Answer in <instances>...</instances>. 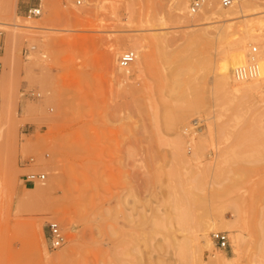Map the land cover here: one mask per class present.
I'll return each mask as SVG.
<instances>
[{
  "label": "rangeland",
  "instance_id": "rangeland-1",
  "mask_svg": "<svg viewBox=\"0 0 264 264\" xmlns=\"http://www.w3.org/2000/svg\"><path fill=\"white\" fill-rule=\"evenodd\" d=\"M23 1L0 0V264H264V78L237 93L221 68L251 30L243 63L264 55V0L201 25L174 0H45L32 18Z\"/></svg>",
  "mask_w": 264,
  "mask_h": 264
},
{
  "label": "bare ground",
  "instance_id": "bare-ground-1",
  "mask_svg": "<svg viewBox=\"0 0 264 264\" xmlns=\"http://www.w3.org/2000/svg\"><path fill=\"white\" fill-rule=\"evenodd\" d=\"M238 0H236L234 2L233 5L231 6H227V7H223L222 4H221V0H220V4L221 6H219L218 4V1L217 0H207L204 7L198 12V13H191L190 11V6H188V0H174L172 2V7L168 9V13L170 14V17L175 20V21H178V22H189L191 21L188 16H187V12L190 13V16H194L193 17V25H201V24H205V23H212V22H218V21H223V20H230L232 18H235V15L237 13H239L240 11L243 12V15H248L247 13H245L248 8V0H242L241 1V4L239 3V6H237V3ZM217 3V4H216ZM46 4V3H45ZM250 5V4H249ZM189 7V8H188ZM44 8H45V5H44ZM189 11H188V10ZM260 12V10H258ZM264 12V11H263ZM242 15V16H243ZM253 15V14H252ZM258 19V18H257ZM264 19V18H263ZM262 24L264 22V20H262ZM260 23V20L258 19V21ZM257 23V24H259ZM9 24H13L16 28L21 26L20 23H9ZM23 25V24H22ZM264 25V24H263ZM262 25V27H263ZM30 26V25H28ZM254 26V25H253ZM261 27V28H262ZM256 29V28H255ZM250 30V29H249ZM248 31V30H247ZM16 32V31H14ZM13 32V33H14ZM11 33V32H10ZM209 34V29L205 28V29H201V32L198 34L200 37H202V35H205V34ZM18 34V32H17ZM10 35V34H9ZM264 35V34H263ZM262 36L260 35V32H256L254 30H251V31H248L247 34L245 35V38L248 39L249 41L251 40H255V39H258L259 40V37ZM18 36H16L15 34L12 35L10 41H13L12 44L14 45L15 41H17ZM199 38V37H198ZM240 39L236 44H235V47L234 49L232 50V53L229 55V57L227 58V64L226 66H221L222 70H224L225 72V68H228L229 67V64L233 67V65H235L234 67V71H233V76L235 78V80L237 81H240V82H237L238 84H234L233 87H234V90L238 93V92H253V91H257L259 88V85L254 81L256 78L258 79V77L261 75L260 78H264V71H263V74H260L256 77H248V78H244V79H239L236 77L235 75V69L238 67V66H241L243 64H246L249 60V54H248V60L243 63V55H242V45H244L245 40L246 39ZM154 39L156 40V42L161 46V47H166L168 44H167V40L163 37V36H160V35H157L154 37ZM200 39V38H199ZM261 39V38H260ZM233 44V45H234ZM257 46V45H256ZM232 47V48H233ZM258 47V46H257ZM168 51V50H167ZM250 52V50H249ZM258 54L256 55V58L258 59L259 63L260 62V59L263 60L264 62V55H262V53L259 52V49H258ZM168 53V52H167ZM172 53V52H171ZM174 53V52H173ZM140 55V53H139ZM146 57V55H145ZM144 57V58H145ZM140 58V57H139ZM143 58V59H144ZM165 58V57H164ZM136 59V58H135ZM182 60V58H181ZM198 61V60H197ZM226 61V60H225ZM226 63V62H225ZM188 65V64H186ZM228 65V67H227ZM261 65V64H260ZM188 67V66H187ZM198 68V67H197ZM179 70V69H177ZM227 70V69H226ZM182 71V70H180ZM180 71H178V73H180ZM192 71V69H191ZM176 72V71H175ZM223 72V71H222ZM192 73V72H191ZM183 75V74H182ZM178 78V77H177ZM189 78V77H188ZM173 79V78H172ZM230 79V78H229ZM225 82L222 84L221 88L224 87L225 88V85L229 84L228 81H226V79H224ZM234 80V81H235ZM174 81V79H173ZM165 82V81H164ZM178 86V85H177ZM230 89V88H229ZM219 90V89H218ZM221 93V92H220ZM258 96V95H257ZM191 104V109H194L196 106H197V102L194 101L192 102ZM221 222V220H220ZM217 223V220L216 222H213L212 224H210L209 226H213L214 228H220V226L216 225ZM204 230L207 231L208 230V227L206 225V227H204ZM206 233V232H205ZM184 252V251H183ZM217 258V257H216Z\"/></svg>",
  "mask_w": 264,
  "mask_h": 264
},
{
  "label": "built area",
  "instance_id": "built-area-1",
  "mask_svg": "<svg viewBox=\"0 0 264 264\" xmlns=\"http://www.w3.org/2000/svg\"><path fill=\"white\" fill-rule=\"evenodd\" d=\"M82 0H77V3H81ZM207 0H192L190 4V12L195 14L198 13L205 5ZM236 0H221L223 7L231 6ZM24 10L25 15L29 18L38 17L42 15L45 0H24ZM3 51V45L0 39V53ZM258 47L253 45L249 52V60L246 64L238 66L235 69V75L239 79H244L248 77H256L261 74V65L256 58L258 54ZM136 58V53L134 50L125 51L119 59V64L121 67H128ZM3 68V62L0 60V79L1 72ZM26 180L29 182L43 181L46 178L45 173L41 172H31L27 173L25 176ZM49 228V239L50 244L53 248H58L65 242V234L61 228L60 223L57 220H51L48 222ZM212 237L216 243L221 248H226L230 244L229 234L226 231H214Z\"/></svg>",
  "mask_w": 264,
  "mask_h": 264
}]
</instances>
